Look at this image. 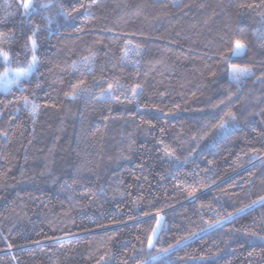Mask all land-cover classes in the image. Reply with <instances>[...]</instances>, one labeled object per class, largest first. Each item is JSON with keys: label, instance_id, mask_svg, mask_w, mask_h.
Instances as JSON below:
<instances>
[{"label": "trees", "instance_id": "1", "mask_svg": "<svg viewBox=\"0 0 264 264\" xmlns=\"http://www.w3.org/2000/svg\"><path fill=\"white\" fill-rule=\"evenodd\" d=\"M21 3L0 0V76L37 61L0 89V264H264V0Z\"/></svg>", "mask_w": 264, "mask_h": 264}, {"label": "snow or ice", "instance_id": "2", "mask_svg": "<svg viewBox=\"0 0 264 264\" xmlns=\"http://www.w3.org/2000/svg\"><path fill=\"white\" fill-rule=\"evenodd\" d=\"M18 6L22 7L25 10V14H29L31 9L34 7V5H32V0H22V3L20 5H18ZM45 7H46V5H45ZM33 47H35V45H33ZM244 48H245V45L243 44V42L240 41V40H236L234 42L233 54L234 55H240ZM2 55L4 56L5 61H7V53L4 52V53H2ZM36 62H37L36 58L33 57L32 63L29 65V69H28L29 72L32 70V68L34 67ZM232 67H233L234 73L237 76L243 74L244 70L238 69L236 65H233ZM10 72L14 76V81H11V82H18L21 77L27 75V72L15 71V70H12L10 68L6 69L5 72L3 73V75L0 76V81H2L4 83L5 87H9L10 86L11 82L8 80ZM152 246H153L152 242L149 241V248H151ZM151 259L153 261H155V260H158L159 257L158 256H153V257H151Z\"/></svg>", "mask_w": 264, "mask_h": 264}, {"label": "rangeland", "instance_id": "3", "mask_svg": "<svg viewBox=\"0 0 264 264\" xmlns=\"http://www.w3.org/2000/svg\"><path fill=\"white\" fill-rule=\"evenodd\" d=\"M33 1H34V0H32V3H33ZM32 5H33V4H32ZM35 66H36V64L34 65V67L32 68V70H31L30 72L28 71L29 67H28L27 70L22 71V72H27V75L21 77L20 79H27V78L29 77V74H30V73L33 71V69L35 68ZM18 71H21V70H18ZM8 80H9L10 82H11V81H14V76L12 75L11 72L9 73ZM16 83H17V82H11L9 87H11L12 85H14V84H16ZM9 87H5L4 83H3L2 81H0V89H1V90H7ZM224 128L226 129V132L229 131V130H231V124H230V125H227V124H226V125L224 126ZM159 224H160V222L157 224V227L155 228V230H154V232H153V234H152V236H151V238H150V241L152 242V244L154 243L153 241H154V239H155L156 236H157L158 228H159Z\"/></svg>", "mask_w": 264, "mask_h": 264}]
</instances>
